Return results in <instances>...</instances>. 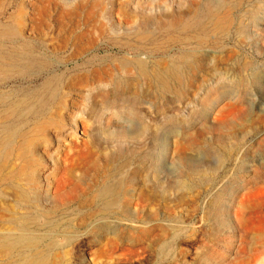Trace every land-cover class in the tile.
<instances>
[{
  "label": "rangeland",
  "instance_id": "obj_1",
  "mask_svg": "<svg viewBox=\"0 0 264 264\" xmlns=\"http://www.w3.org/2000/svg\"><path fill=\"white\" fill-rule=\"evenodd\" d=\"M259 235L264 0H0V264H264Z\"/></svg>",
  "mask_w": 264,
  "mask_h": 264
},
{
  "label": "bare ground",
  "instance_id": "obj_2",
  "mask_svg": "<svg viewBox=\"0 0 264 264\" xmlns=\"http://www.w3.org/2000/svg\"><path fill=\"white\" fill-rule=\"evenodd\" d=\"M209 4V3H208ZM206 9V8H205ZM208 9V13L210 12V10L214 9V8H211V5L207 8ZM216 22V21H215ZM200 39V38H199ZM158 77V76H157ZM164 82V81H163ZM261 238H264V235H259ZM258 237V239L260 238ZM258 241V240H257ZM256 241V242H257ZM20 250V249H19ZM251 261V260H250Z\"/></svg>",
  "mask_w": 264,
  "mask_h": 264
}]
</instances>
